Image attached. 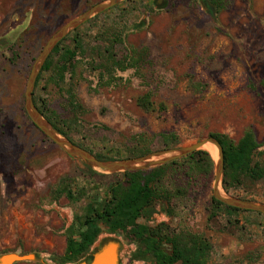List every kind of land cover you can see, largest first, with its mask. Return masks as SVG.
Here are the masks:
<instances>
[{
    "label": "rangeland",
    "instance_id": "1",
    "mask_svg": "<svg viewBox=\"0 0 264 264\" xmlns=\"http://www.w3.org/2000/svg\"><path fill=\"white\" fill-rule=\"evenodd\" d=\"M101 1L0 0V256L37 255L13 264H60L75 216L123 179L89 171L50 141L25 109L28 76L48 38ZM68 47L76 56L64 80L45 71L35 97L70 121L71 136L82 147L128 156L142 133L153 148L164 149L166 132L179 136V147L215 133L239 142L252 130L264 162V0H125L76 29L62 45ZM107 48L119 59L133 54L140 60L125 71L109 70L106 77L116 76L111 84L100 79ZM149 92L154 111L138 105ZM162 177L152 216L140 223L163 226L169 238H204L206 264H264V217L216 208L214 173L184 168ZM67 185L89 197L71 201L60 192ZM170 191L172 205L165 197ZM236 193L264 203V180ZM102 227L92 248L114 235L122 264H155L151 255L132 259L139 242L131 230L112 234ZM163 242L172 250V242Z\"/></svg>",
    "mask_w": 264,
    "mask_h": 264
},
{
    "label": "trees",
    "instance_id": "2",
    "mask_svg": "<svg viewBox=\"0 0 264 264\" xmlns=\"http://www.w3.org/2000/svg\"><path fill=\"white\" fill-rule=\"evenodd\" d=\"M136 26L138 27V25ZM70 34L56 46L49 56L38 77L36 88L45 71L53 70L55 76L53 80H64L65 74L76 56L75 50L69 47L62 49L64 41ZM62 50V58L56 59L55 56ZM107 53L108 58L100 63L102 67L101 74H104L100 79L108 84H111L114 82L112 80L116 79V76L112 74L113 71H125L129 68L136 67L140 62L133 54L127 59H119L109 48H107ZM109 70L112 72L109 73V77H106ZM36 88L34 100L43 115L52 122L61 134L67 136L76 144L81 145L71 136L70 121L60 119L58 114L49 107L46 99H42V105L38 102L35 97ZM75 99L76 95H73L71 100L72 104L76 103ZM138 105L146 111H154L156 109L151 92L140 96L138 98ZM161 135L163 137L162 148H171L180 143V138L176 133L166 132ZM211 135L219 140L225 152V170L222 183L224 190L232 195L248 199L236 193L237 190L245 187V183L247 182L257 183L264 180V162L257 158L261 145L257 142L254 132L252 130L247 131L239 142H236L227 134L215 133ZM49 140L52 141L51 139ZM135 140L136 143L134 146L128 149V156L95 153L91 149L88 150L94 153L99 159L115 160L141 156L161 149L153 148L149 143V137L143 133L135 136ZM87 168L92 173H97L95 169L89 166ZM184 168L189 174L197 172L212 175L214 173V159L209 151L201 149L181 159L150 170L105 173V175L114 177L122 175L123 179L110 185L105 198L91 199L87 203L84 213L75 216L73 223L66 230L67 247L64 255L59 259V263H73L85 257L103 232L102 226H106L107 232L112 234L127 232L129 230L132 231L139 242L132 255L133 260L144 259L151 255L154 258L155 264H206L209 255V244L204 241V238L190 234L184 238L178 236L169 238L164 232L165 228L163 226L150 227L146 223L139 222V219L149 218L150 213H153L154 209H150V207L153 205L152 203L156 202L159 195H161L160 192L164 187L162 176L166 173H173L178 171V169ZM60 192L66 195L71 201L76 202L89 197L84 190H81L77 194L69 185L63 187V191L61 190ZM176 196L180 195L177 194ZM165 197L172 205V199L175 197L174 194L170 191L169 195ZM212 202L216 208L222 207L233 212H252L264 217L259 212L228 206L214 199V197H212ZM173 213L176 212L173 210L171 214ZM164 240L172 242V250L167 251L165 249Z\"/></svg>",
    "mask_w": 264,
    "mask_h": 264
},
{
    "label": "water",
    "instance_id": "3",
    "mask_svg": "<svg viewBox=\"0 0 264 264\" xmlns=\"http://www.w3.org/2000/svg\"><path fill=\"white\" fill-rule=\"evenodd\" d=\"M125 0H104L84 10L79 15L63 23L47 40L37 56L25 89V109L34 125L60 147L70 157L83 161L87 166L104 173H119L136 170H150L166 163L181 159L191 153L204 149L205 144H212L218 149V156L214 159V199L242 210L255 211L264 215V203H259L234 196L226 192L222 186L225 170V152L219 140L210 135L187 145L164 148L145 155L122 158L115 160L99 159L88 149L76 144L67 136L61 134L52 122L40 111L34 100V92L38 77L56 46L64 40L72 31L87 23L93 17L106 12ZM121 242L114 236L103 237L88 253L82 261L70 264H122L120 258ZM37 259L36 254L22 256L18 253H9L0 256V264H13L18 261ZM44 264H55L43 260Z\"/></svg>",
    "mask_w": 264,
    "mask_h": 264
},
{
    "label": "bare ground",
    "instance_id": "4",
    "mask_svg": "<svg viewBox=\"0 0 264 264\" xmlns=\"http://www.w3.org/2000/svg\"><path fill=\"white\" fill-rule=\"evenodd\" d=\"M203 148H206V149H208L209 151H211L213 154L216 155V157L218 156V149L216 148V146H214V145L208 143V144H205V145L203 146Z\"/></svg>",
    "mask_w": 264,
    "mask_h": 264
},
{
    "label": "flooded vegetation",
    "instance_id": "5",
    "mask_svg": "<svg viewBox=\"0 0 264 264\" xmlns=\"http://www.w3.org/2000/svg\"><path fill=\"white\" fill-rule=\"evenodd\" d=\"M36 105L38 106V104H36ZM38 108H39V106H38ZM151 213H152V212H151ZM151 213H150V216H152ZM149 226H150V225H149ZM150 227H151V226H150Z\"/></svg>",
    "mask_w": 264,
    "mask_h": 264
}]
</instances>
